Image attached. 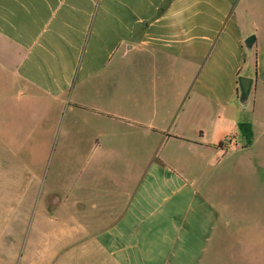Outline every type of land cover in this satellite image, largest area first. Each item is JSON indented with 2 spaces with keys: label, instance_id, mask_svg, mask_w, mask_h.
I'll return each instance as SVG.
<instances>
[{
  "label": "crops",
  "instance_id": "obj_1",
  "mask_svg": "<svg viewBox=\"0 0 264 264\" xmlns=\"http://www.w3.org/2000/svg\"><path fill=\"white\" fill-rule=\"evenodd\" d=\"M0 83L75 164L45 264H204L215 178L264 181V0H0Z\"/></svg>",
  "mask_w": 264,
  "mask_h": 264
},
{
  "label": "rangeland",
  "instance_id": "obj_2",
  "mask_svg": "<svg viewBox=\"0 0 264 264\" xmlns=\"http://www.w3.org/2000/svg\"><path fill=\"white\" fill-rule=\"evenodd\" d=\"M13 94L11 83H0V264H45V252L55 245L44 240L39 169L45 166L48 184H70L67 172H74L75 164L59 155L60 130L52 131L51 140L44 125L29 123L36 109L20 119ZM61 174L69 177L60 179ZM215 184L227 211L221 213L204 264H264V181L251 188L243 182L237 186L229 176L215 178ZM53 250L58 252V244Z\"/></svg>",
  "mask_w": 264,
  "mask_h": 264
},
{
  "label": "water",
  "instance_id": "obj_3",
  "mask_svg": "<svg viewBox=\"0 0 264 264\" xmlns=\"http://www.w3.org/2000/svg\"><path fill=\"white\" fill-rule=\"evenodd\" d=\"M252 79L246 76H240L238 78V84L240 89V100L247 98L249 90L251 88Z\"/></svg>",
  "mask_w": 264,
  "mask_h": 264
},
{
  "label": "trees",
  "instance_id": "obj_4",
  "mask_svg": "<svg viewBox=\"0 0 264 264\" xmlns=\"http://www.w3.org/2000/svg\"><path fill=\"white\" fill-rule=\"evenodd\" d=\"M239 128L243 134H245L247 138V142L250 140L251 131L249 123H239Z\"/></svg>",
  "mask_w": 264,
  "mask_h": 264
}]
</instances>
